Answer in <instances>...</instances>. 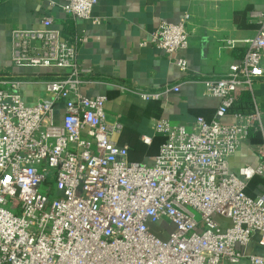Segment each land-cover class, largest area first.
Returning a JSON list of instances; mask_svg holds the SVG:
<instances>
[{"label": "built area", "instance_id": "obj_1", "mask_svg": "<svg viewBox=\"0 0 264 264\" xmlns=\"http://www.w3.org/2000/svg\"><path fill=\"white\" fill-rule=\"evenodd\" d=\"M97 1L65 0L62 11L86 20ZM250 18L257 30L241 61L202 80L219 99L213 119L196 117L191 129L155 121L165 140L151 165L125 160L123 125L107 120L106 97L81 94L88 73L77 61L82 36L64 39L51 18L39 30H14L13 66L52 75L43 82L49 99L33 106L23 101L22 81L0 76V264H264V253L251 251L264 249V191L246 194L250 180L264 178V140L258 166L229 169L261 121L256 110L236 108L264 76V11ZM188 21L185 13L160 22L151 43L168 56L181 53ZM175 65L187 71L183 57ZM169 91L179 85L136 95L160 100ZM227 115L231 123L221 121Z\"/></svg>", "mask_w": 264, "mask_h": 264}, {"label": "crops", "instance_id": "obj_2", "mask_svg": "<svg viewBox=\"0 0 264 264\" xmlns=\"http://www.w3.org/2000/svg\"><path fill=\"white\" fill-rule=\"evenodd\" d=\"M65 0H0V76L22 81L20 94L25 104L37 105L49 99L43 82L50 71L18 68L11 62V35L14 30H39L44 18L62 31L68 17L62 11ZM252 11H264V0H98L86 20L73 22L82 36L77 61L84 76L81 94L88 98L105 96L108 121L123 125L118 146L126 147L128 163L151 165L165 138L154 130L155 121L192 128L196 117L211 121L219 99L205 92L202 80L219 78L241 61L257 23ZM187 13V49L168 56L151 43V34L160 22H178ZM183 57L187 71L181 72L175 60ZM264 69V57L261 60ZM169 91L160 100H141L136 93ZM250 111L261 121L249 132V139L229 159V169L237 173L243 166H258L262 158L257 146L264 140V76L253 82ZM243 108V107H242ZM245 108V107H244ZM63 116V104L56 110V121ZM221 121L231 123L227 115ZM144 138L149 142L145 143ZM264 191V178L254 177L246 194L255 198ZM253 253L264 249L252 248Z\"/></svg>", "mask_w": 264, "mask_h": 264}, {"label": "trees", "instance_id": "obj_3", "mask_svg": "<svg viewBox=\"0 0 264 264\" xmlns=\"http://www.w3.org/2000/svg\"><path fill=\"white\" fill-rule=\"evenodd\" d=\"M61 33H62V37L66 40H69V41H72L75 37L78 36L75 33L74 24H73L71 19H68L66 21ZM251 101H252L251 96L248 93L243 92L238 99V104H237L236 108H238L239 110H242L244 112H249L250 106H251Z\"/></svg>", "mask_w": 264, "mask_h": 264}, {"label": "rangeland", "instance_id": "obj_4", "mask_svg": "<svg viewBox=\"0 0 264 264\" xmlns=\"http://www.w3.org/2000/svg\"><path fill=\"white\" fill-rule=\"evenodd\" d=\"M196 217L198 218V216H196ZM163 226H164L166 229H168V230H171V229H172V227H171V226L169 227V226L167 225V223H163ZM167 226H168V227H167Z\"/></svg>", "mask_w": 264, "mask_h": 264}]
</instances>
